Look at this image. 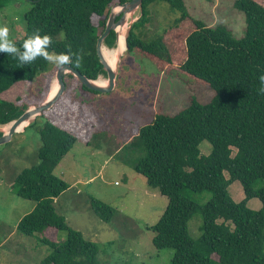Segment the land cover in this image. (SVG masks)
Segmentation results:
<instances>
[{"label": "trees", "instance_id": "obj_1", "mask_svg": "<svg viewBox=\"0 0 264 264\" xmlns=\"http://www.w3.org/2000/svg\"><path fill=\"white\" fill-rule=\"evenodd\" d=\"M25 1L32 7L25 15V37L15 42L18 48L23 50V40L39 29L41 35L52 37L50 53H65L70 48L75 53L69 63L73 68L91 80L107 76L97 55L98 39L112 8L130 0ZM262 1H234V9L245 16L244 35L239 39L224 23L209 27L196 18L185 0H143L142 15L130 29L125 54L135 52L165 76L185 77L215 92L208 105L192 97L190 105L174 115L158 112L151 124L135 128L124 147H140L141 157L134 169L168 200L164 214L149 229L156 249L174 250L172 264H264V84L259 79L264 75ZM10 3L0 0V9ZM162 3L179 16L172 25L149 36L151 7ZM104 43L114 49L117 33L112 31ZM55 70L42 57L21 64L14 55L0 52V126L41 104L43 100L32 88L43 77L44 89ZM65 83V105L79 108L75 117L62 123L42 117L39 163L14 180L17 195L36 203L21 218L17 231L26 237L42 235L40 243L51 252L40 264H102L99 247L70 226L56 206L70 186L54 170L77 142L93 139L103 128L84 97L85 93H100L89 90L71 73L65 76ZM204 141L212 146L209 155L200 150ZM234 182H240L245 193L239 203L229 194ZM186 190L195 194L210 191L214 197L201 206L184 196ZM253 198L262 203L259 211L248 207ZM90 203L100 221L110 224L114 220L113 207L95 197H90ZM198 212L203 216V235L195 241L188 223ZM62 232L67 234L64 240L60 239Z\"/></svg>", "mask_w": 264, "mask_h": 264}, {"label": "rangeland", "instance_id": "obj_2", "mask_svg": "<svg viewBox=\"0 0 264 264\" xmlns=\"http://www.w3.org/2000/svg\"><path fill=\"white\" fill-rule=\"evenodd\" d=\"M185 1L189 11L196 18L203 19L209 27L224 23L233 31L235 38L244 35L245 16L234 9L235 0ZM162 4L151 7L153 18L146 29L149 36L169 27L179 16L169 10L167 3ZM31 7L25 0H11L9 6L0 9V25L10 27V39L15 42L25 37V15ZM116 9L115 12H118ZM141 15V8L130 19L127 15L123 28L128 26L127 38L132 25ZM118 43L119 39L115 48ZM125 52L119 64L114 90L110 93L84 94L103 128L93 139L77 142L54 170L57 177L72 185V189L58 199L56 206L70 226L99 247L102 264H172L174 250L156 249L153 245L154 233L149 229L164 214L168 200L158 190L150 188L145 178L134 169L135 162L141 157L140 147L136 150L124 147L134 136L135 128L151 124L158 112L174 115L188 107L192 97L200 104L208 105L215 92L185 77L180 80L165 76L166 73L159 72L157 66L147 58H141L135 52ZM58 67L52 63V69ZM56 71L45 85L47 89L41 86L43 77L32 88L33 93L43 100L41 104L51 94ZM98 80L108 85L107 76L101 75ZM26 87L27 84L20 91L25 92ZM62 97L28 126L37 121L35 125L31 128L27 126L26 131L16 133L10 142L0 145V264H40L51 252L40 243L41 234L26 237L18 233L15 226L34 209L36 203L17 195L14 180L24 169L39 163L38 150L42 142L38 130L44 125L42 117L61 123L75 117L79 106L71 104L68 107ZM8 126H0V131L5 133ZM200 150L202 154L209 155L212 146L204 141ZM226 177L229 178V175L226 174ZM77 180L79 184H75ZM229 194L236 203L245 199L240 182H234L229 187ZM184 196L201 206L214 197L210 191L195 194L190 190H186ZM90 197L116 210L110 224L103 223L95 216ZM248 207L259 211L262 203L253 198L248 202ZM188 231L195 241L202 237L203 216L200 212L189 221ZM66 235L65 232L60 233V239L64 240Z\"/></svg>", "mask_w": 264, "mask_h": 264}, {"label": "water", "instance_id": "obj_3", "mask_svg": "<svg viewBox=\"0 0 264 264\" xmlns=\"http://www.w3.org/2000/svg\"><path fill=\"white\" fill-rule=\"evenodd\" d=\"M143 4V0H130L123 5H116L112 8L109 19L106 24V28L104 32L98 39L97 43V55L100 58V62L104 66V70L107 73L108 77V85H99L97 84V80H91L83 75L79 70L73 68L70 64H66L63 66H59L56 71V80L58 83V90L53 96H49V98L40 106H34L32 108L27 109L24 114H22L17 120L13 121L11 124V128L9 132L3 133L0 137V145L6 144L11 141L12 137L18 133V128L25 122H29L41 116L45 111L50 110L54 104L64 95L66 91V83L65 76L68 73L73 74L78 81L86 86L89 90L99 92V93H110L114 90L116 85V79L118 75L119 65L116 70L112 69L103 56V48L105 47V39L110 35L112 31L117 33L118 40V28L123 26L127 21V15L135 13L138 8H141ZM115 8H119L118 12H115ZM126 50H128L129 46L126 41ZM124 55V54H123ZM122 55V56H123ZM120 58V62L122 59ZM119 62V64H120ZM27 127V126H26ZM25 127V128H26Z\"/></svg>", "mask_w": 264, "mask_h": 264}, {"label": "clouds", "instance_id": "obj_4", "mask_svg": "<svg viewBox=\"0 0 264 264\" xmlns=\"http://www.w3.org/2000/svg\"><path fill=\"white\" fill-rule=\"evenodd\" d=\"M52 44V37L48 34L41 35L40 30H35L30 36L23 40L22 49L18 48L15 41L10 39V27L8 25H0V52L14 55L21 64H31L38 57H42L49 63H54L57 66H63L71 63L72 53L69 48L65 53H50L48 51ZM79 57L77 58V63ZM260 81L264 84V75L260 76ZM264 92V88L261 89Z\"/></svg>", "mask_w": 264, "mask_h": 264}, {"label": "bare ground", "instance_id": "obj_5", "mask_svg": "<svg viewBox=\"0 0 264 264\" xmlns=\"http://www.w3.org/2000/svg\"><path fill=\"white\" fill-rule=\"evenodd\" d=\"M119 10H120L119 8L116 9V11H119ZM133 14L134 13L129 14V19L131 18V16ZM131 23H132V21H131ZM124 25H126V23ZM124 27L125 26H121L118 28V33L120 32V30H122L120 37L118 35V39H119L118 47L115 49H112V50L108 49L106 47L103 48V56L105 58V61L114 70L117 69L119 62H120V58L124 54V52L127 48L126 41H127V28H128V26L125 29H123ZM117 42H118V40H117ZM96 83L99 85H106V82L103 80H97ZM58 88H59V86H58L57 80H55L54 84L52 86L50 97L53 96L57 92ZM30 122L31 121L23 123L21 126H19L18 131L19 132L23 131L25 129V127L30 124ZM10 128H11V124H9V126L7 127V129H6L7 131L6 130L5 131L8 133Z\"/></svg>", "mask_w": 264, "mask_h": 264}, {"label": "crops", "instance_id": "obj_6", "mask_svg": "<svg viewBox=\"0 0 264 264\" xmlns=\"http://www.w3.org/2000/svg\"><path fill=\"white\" fill-rule=\"evenodd\" d=\"M27 129H28V128H27ZM27 129H26V130H27ZM26 130H24V131H26ZM3 133H4V132H3ZM12 138H13V137H12ZM72 149H73V148H72ZM72 149H71V150H72ZM68 154H69V153H68ZM68 154L64 157V159L68 156ZM64 159H63V160H64ZM58 166H59V165H58ZM75 184H79V181H78V180L75 181ZM69 186H70V189H69L68 191H70V190L72 189V185H69ZM146 191H147V190H146ZM66 192H67V191H66ZM66 192H65V193H66ZM65 193H64L61 197H63V196L65 195ZM18 223H19V222H18ZM17 225H18V224H17ZM15 227H16V229H17V226H15Z\"/></svg>", "mask_w": 264, "mask_h": 264}]
</instances>
